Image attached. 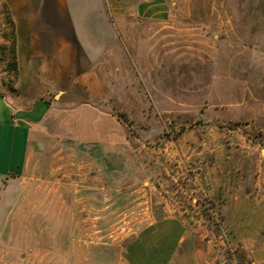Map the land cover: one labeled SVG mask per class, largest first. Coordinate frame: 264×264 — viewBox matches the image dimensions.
<instances>
[{
	"label": "rangeland",
	"instance_id": "obj_1",
	"mask_svg": "<svg viewBox=\"0 0 264 264\" xmlns=\"http://www.w3.org/2000/svg\"><path fill=\"white\" fill-rule=\"evenodd\" d=\"M63 1L116 36L104 118L56 120L1 185L0 264H264V0H163L165 21ZM15 79L0 4V88Z\"/></svg>",
	"mask_w": 264,
	"mask_h": 264
},
{
	"label": "crops",
	"instance_id": "obj_2",
	"mask_svg": "<svg viewBox=\"0 0 264 264\" xmlns=\"http://www.w3.org/2000/svg\"><path fill=\"white\" fill-rule=\"evenodd\" d=\"M119 1L109 0L115 12L167 19L158 15L163 0ZM0 4L11 17L16 61L15 81L0 88L1 187L26 165L44 136H52L56 120L69 113H77L78 119L83 113L86 119L104 118L95 105L106 97L100 71L106 72L107 50L116 36L107 32L105 17H86V4L74 16L63 0H0ZM3 199L7 205L0 195V246L6 249L11 245L14 208L9 194Z\"/></svg>",
	"mask_w": 264,
	"mask_h": 264
}]
</instances>
